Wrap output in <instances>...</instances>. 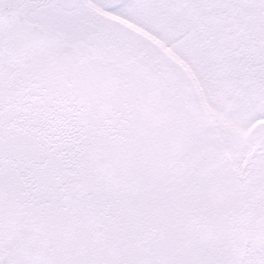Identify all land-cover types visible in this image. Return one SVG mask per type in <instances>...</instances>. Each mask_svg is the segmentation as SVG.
<instances>
[{
  "label": "snow or ice",
  "instance_id": "obj_1",
  "mask_svg": "<svg viewBox=\"0 0 264 264\" xmlns=\"http://www.w3.org/2000/svg\"><path fill=\"white\" fill-rule=\"evenodd\" d=\"M0 264H264V0H0Z\"/></svg>",
  "mask_w": 264,
  "mask_h": 264
}]
</instances>
